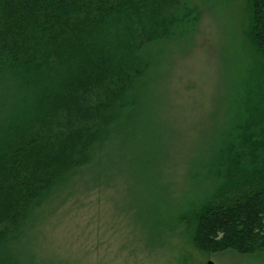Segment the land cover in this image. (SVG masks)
<instances>
[{"label": "trees", "instance_id": "trees-1", "mask_svg": "<svg viewBox=\"0 0 264 264\" xmlns=\"http://www.w3.org/2000/svg\"><path fill=\"white\" fill-rule=\"evenodd\" d=\"M193 1L0 0V264L27 262L29 222L77 179L106 183L124 152H163L156 89L193 34ZM244 3L250 54L174 220L204 255L264 263V0Z\"/></svg>", "mask_w": 264, "mask_h": 264}, {"label": "rangeland", "instance_id": "rangeland-1", "mask_svg": "<svg viewBox=\"0 0 264 264\" xmlns=\"http://www.w3.org/2000/svg\"><path fill=\"white\" fill-rule=\"evenodd\" d=\"M193 2V34L156 89L163 152H124L106 183L77 179L29 222L18 259L28 253L33 264H264L230 250L204 255L174 220L193 192L187 163L220 126L230 81L250 54L245 0Z\"/></svg>", "mask_w": 264, "mask_h": 264}, {"label": "water", "instance_id": "water-1", "mask_svg": "<svg viewBox=\"0 0 264 264\" xmlns=\"http://www.w3.org/2000/svg\"><path fill=\"white\" fill-rule=\"evenodd\" d=\"M207 264H212V263L209 262V263H207Z\"/></svg>", "mask_w": 264, "mask_h": 264}]
</instances>
